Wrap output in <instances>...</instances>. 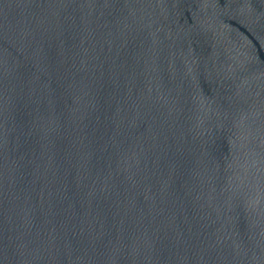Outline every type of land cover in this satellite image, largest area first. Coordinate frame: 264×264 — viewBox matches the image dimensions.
I'll list each match as a JSON object with an SVG mask.
<instances>
[{
    "label": "water",
    "instance_id": "1",
    "mask_svg": "<svg viewBox=\"0 0 264 264\" xmlns=\"http://www.w3.org/2000/svg\"><path fill=\"white\" fill-rule=\"evenodd\" d=\"M0 264H264V0H0Z\"/></svg>",
    "mask_w": 264,
    "mask_h": 264
}]
</instances>
